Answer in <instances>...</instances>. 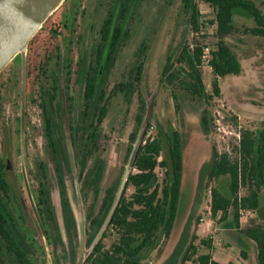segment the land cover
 Masks as SVG:
<instances>
[{"label":"flooded vegetation","instance_id":"obj_1","mask_svg":"<svg viewBox=\"0 0 264 264\" xmlns=\"http://www.w3.org/2000/svg\"><path fill=\"white\" fill-rule=\"evenodd\" d=\"M139 1L64 0L0 72V264H86L104 239L109 223L93 244L121 178L102 187L103 124L121 95L110 72Z\"/></svg>","mask_w":264,"mask_h":264},{"label":"trees","instance_id":"obj_2","mask_svg":"<svg viewBox=\"0 0 264 264\" xmlns=\"http://www.w3.org/2000/svg\"><path fill=\"white\" fill-rule=\"evenodd\" d=\"M202 1L213 8V18L201 20L198 4L193 0H183L185 21L191 38L180 41L176 50L167 57L160 81L174 102L175 113L183 117L186 109L196 111L202 132L206 134L212 123L213 99L220 93L217 79L228 74L239 76L243 72L238 55L224 40L236 31L234 14L242 11L254 23L252 26H244L241 30L243 34L264 38V12L253 0ZM109 25L110 19H107L103 31L104 44ZM207 25L215 26V36L218 37L212 48H208L206 43ZM147 46L142 41L135 51L134 62L116 84L126 103L131 104L136 95V126L140 124L145 111L140 85ZM205 62L213 75L211 93L207 91L202 79V66ZM229 119L236 122L234 115ZM137 129L135 127L129 136L128 155ZM148 129L149 124L134 159V171L125 183L103 238L109 229H113L116 236L108 246L103 239L99 242L88 259L90 264H147L142 260V254L153 248L161 238L165 243L173 233L181 195L186 135L171 129V135H166V155L159 159L163 150L162 130L159 129L157 136H151ZM239 132L240 139L230 150L218 151L216 145L212 144L210 158L204 164L207 168L204 188L210 195V217L215 222H224L230 217L232 227L254 242L256 264H264V221L250 219L245 225L240 223V210L261 211L260 193L264 189V120L255 129L245 127L240 128ZM157 168L162 170V174L159 175ZM222 176L229 178L227 192H222L216 184ZM128 188H131L130 193L126 192ZM200 188L198 185L192 206L200 202ZM113 191L114 187L107 190L106 210ZM181 239L160 264H233L217 262L209 252H201L202 248L211 249L210 236L192 234L183 243Z\"/></svg>","mask_w":264,"mask_h":264},{"label":"rangeland","instance_id":"obj_3","mask_svg":"<svg viewBox=\"0 0 264 264\" xmlns=\"http://www.w3.org/2000/svg\"><path fill=\"white\" fill-rule=\"evenodd\" d=\"M181 0H140L137 4L136 14L131 23V37L122 47L119 57L111 69L112 80L119 75L122 77L127 71L133 52L141 41L149 43L147 52V62L144 65L140 90L144 99L150 103V114L146 124H149L148 134L157 136L159 129L163 141V150L159 157H165L168 147L167 134L171 135V129L182 131L186 135V145L183 153V174L181 195L176 216L175 226L171 239L164 243L163 238L151 249L142 254V260L147 264H160L164 261L179 239L183 243L193 234L191 224L198 225L196 233L201 236L209 234L211 229L205 230V224L211 221L209 211L210 195L204 188L206 180V165H204L211 155L212 144H215L218 151L230 150L232 145L237 143L234 134H217L214 127L217 124L218 113L222 115L220 120L222 127L228 131H238L240 128L258 127L264 120V38L243 34L241 30L244 26H252L251 18L242 11L234 14V25L236 31L224 38L234 52L238 55L243 72L239 76L225 75L218 78L219 95L213 99L211 107L212 123L208 133H203L199 116L196 111L186 109L183 117H179L174 110V102L166 88L163 87L160 76L161 69L165 65L167 57L176 50L178 43L184 39L191 38L189 26L180 12ZM264 12V0H253ZM201 20H210L214 16L211 6L202 0H197ZM104 15L102 9L100 17ZM206 43L208 48H212L218 37L215 36V26L206 27ZM208 48L206 51H208ZM145 69V70H144ZM202 79L209 93L212 91L213 75L211 68L205 62L202 66ZM113 82V81H112ZM138 109V101L134 95L131 104L124 101L122 94L115 96L111 100L109 112L104 120V131L107 135L106 148L109 156V177L104 181L105 187L109 181L114 179L119 173L122 176L126 161L129 134L138 127L135 125V115ZM146 111V107H145ZM142 115L141 121L145 115ZM231 115L236 117V122L229 119ZM146 129V128H145ZM138 132V131H137ZM206 168V169H205ZM134 171V169H132ZM159 175L162 170L157 168ZM228 176L218 179L217 185L222 192H227ZM198 185L201 186L200 202L193 204V194L195 195ZM131 192V188L126 190ZM193 197V198H192ZM259 213L253 212L241 217L243 225L250 219L264 221V189L260 193ZM192 212V214H191ZM189 221L187 224L186 222ZM108 229V228H107ZM115 231L109 229L103 242L106 246L115 238ZM213 248H202L201 252H211L213 259L221 262H233L234 264H248L249 261L241 255L242 251L252 255L251 242L245 243L231 238L224 233L214 234ZM86 264H90L87 262Z\"/></svg>","mask_w":264,"mask_h":264},{"label":"water","instance_id":"obj_4","mask_svg":"<svg viewBox=\"0 0 264 264\" xmlns=\"http://www.w3.org/2000/svg\"><path fill=\"white\" fill-rule=\"evenodd\" d=\"M63 1L64 0H0V72L17 54L23 55L25 53L29 41L52 13L58 9ZM144 100L146 107L145 115L129 152L111 207L93 244L101 236L109 223L125 187V183L133 169L134 159L142 143V137L150 114L149 100ZM84 256L85 255H79L75 264H82Z\"/></svg>","mask_w":264,"mask_h":264},{"label":"crops","instance_id":"obj_5","mask_svg":"<svg viewBox=\"0 0 264 264\" xmlns=\"http://www.w3.org/2000/svg\"><path fill=\"white\" fill-rule=\"evenodd\" d=\"M193 197H194V194H193ZM192 197V198H193ZM190 206H192L191 205V203H190ZM260 208V207H259ZM259 210H261V208L259 209ZM250 213H253L252 211H250ZM200 219V221H201V223H203V218L202 217H200L199 218ZM263 221V220H262ZM201 223H198V224H195V223H192L191 225V228H193V234H195V235H197V236H199V237H206V236H210L211 237V239H212V242H211V249L213 248V241H214V234H217V233H224V234H226L227 236H229V237H231V238H234V239H237V240H239L240 242H244L245 243V240H249V242H251V247H252V249H253V252H252V255L251 254H248L247 252H243L242 251V256L245 258V260H248L249 261V263L248 264H256V249H255V245H254V242H252L250 239H247V238H245V237H243L242 235H240L237 231H236V229L234 228V227H232V221H231V218L229 217L226 221H224V222H215L212 218H211V221L209 222V223H206L205 224V230H209V229H211V231L209 232V234L208 235H206V236H201V235H198L197 233H196V231H197V227H198V225H200ZM240 223H241V225H243V223H242V219L240 218ZM172 235V234H171ZM170 239H171V236H170ZM210 249V250H211ZM210 254H211V252H209ZM211 257H212V255H211ZM212 259H213V257H212ZM213 260H215V259H213ZM215 261H217V262H221V261H218V260H215ZM229 262H231V261H229ZM221 263H227V262H221ZM233 263V262H232ZM234 264V263H233Z\"/></svg>","mask_w":264,"mask_h":264},{"label":"built area","instance_id":"obj_6","mask_svg":"<svg viewBox=\"0 0 264 264\" xmlns=\"http://www.w3.org/2000/svg\"><path fill=\"white\" fill-rule=\"evenodd\" d=\"M218 115L219 116H217V118H216V120H217V124L215 125V127H214V131L217 133V134H220L221 132H223V133H232V134H234L235 136H236V140H237V142L239 141V139H240V132H239V130L238 131H236V132H233V131H231V130H229L228 129V131L226 130V128H229V127H222V125H221V122H220V120L223 118L222 117V115H220V113H218ZM248 213H250V210H247V209H242V210H240V214H241V217L242 216H244L245 214H248Z\"/></svg>","mask_w":264,"mask_h":264}]
</instances>
